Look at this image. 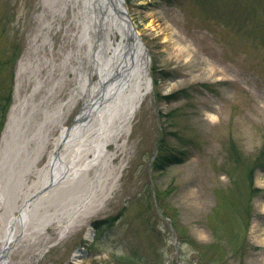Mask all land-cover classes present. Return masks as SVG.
Masks as SVG:
<instances>
[{"label": "rangeland", "instance_id": "1", "mask_svg": "<svg viewBox=\"0 0 264 264\" xmlns=\"http://www.w3.org/2000/svg\"><path fill=\"white\" fill-rule=\"evenodd\" d=\"M126 3L153 87L125 151L119 156L110 145L115 157L103 192L65 213L61 226L22 236L8 263L264 264V3ZM81 20L76 0H0V49H23L15 79L11 67L0 74V94L12 73L14 85L0 162L13 108L31 89L21 63L46 53L43 74L53 105L64 102L66 126L83 109V101L68 104L87 51ZM58 134L56 128L51 136ZM173 154L181 160L164 165Z\"/></svg>", "mask_w": 264, "mask_h": 264}, {"label": "bare ground", "instance_id": "2", "mask_svg": "<svg viewBox=\"0 0 264 264\" xmlns=\"http://www.w3.org/2000/svg\"><path fill=\"white\" fill-rule=\"evenodd\" d=\"M76 1L82 16L80 38L87 51L75 68L78 85L68 104L83 101L84 107L73 125L66 126L64 102L53 105L55 91L43 74L49 61L46 53L21 63L20 75H27L31 89L13 108L2 140L0 264H9L22 236L61 226L65 213L103 192L115 157L109 147L116 145L119 156L124 153V139L150 91L146 50L113 15L107 0ZM56 128L59 134L52 137ZM49 146L48 162L39 168ZM89 169L95 171L92 178Z\"/></svg>", "mask_w": 264, "mask_h": 264}, {"label": "trees", "instance_id": "3", "mask_svg": "<svg viewBox=\"0 0 264 264\" xmlns=\"http://www.w3.org/2000/svg\"><path fill=\"white\" fill-rule=\"evenodd\" d=\"M167 1H171V0H167ZM256 1H260L264 3V0H256ZM17 46L13 47V49L6 50V55L3 53L4 49H0V74H2L4 70L9 67L12 68V72L14 71L16 60L19 57L20 52H21L19 51V49H17ZM7 54H9L10 56H7ZM12 78H13V73L12 75L4 79L5 86H2L3 91L0 94V134L2 131L3 125L5 123L8 109L12 101V94H13ZM164 160H165V163L164 162L162 163L165 165L166 163L172 164L174 162H179L181 158L173 154L171 156L164 157ZM98 225L96 224L95 226L99 228ZM131 264H134V263H131Z\"/></svg>", "mask_w": 264, "mask_h": 264}, {"label": "water", "instance_id": "4", "mask_svg": "<svg viewBox=\"0 0 264 264\" xmlns=\"http://www.w3.org/2000/svg\"><path fill=\"white\" fill-rule=\"evenodd\" d=\"M107 2L114 15H116L129 27L131 36L134 39L135 43L137 42L139 44H142V39L137 32L136 25L127 12L125 0H107Z\"/></svg>", "mask_w": 264, "mask_h": 264}]
</instances>
